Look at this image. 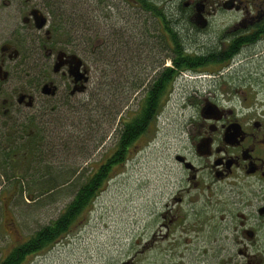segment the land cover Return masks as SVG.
<instances>
[{"label":"flooded vegetation","instance_id":"flooded-vegetation-1","mask_svg":"<svg viewBox=\"0 0 264 264\" xmlns=\"http://www.w3.org/2000/svg\"><path fill=\"white\" fill-rule=\"evenodd\" d=\"M20 1L22 27L0 42V114L7 116L0 125L36 118L40 128L13 131L22 130L24 140L40 138L43 148L49 139L44 123L55 121L50 127L59 138L58 115L73 112L67 103L80 112L89 100L90 69L79 54L53 42L48 13L37 7L47 19L37 28L31 13L37 8ZM175 7L171 20L185 40L190 34L205 38L200 47L184 40L188 54L206 60L188 71L207 67L211 81L204 84L210 90L186 96L194 110L177 136L183 144L173 158L184 173L161 211L164 237L177 231V241L189 248L174 264H264V0H179ZM156 27L161 33L162 20ZM74 54L79 67L70 74ZM44 84L54 93L44 92ZM79 94L84 98L75 100Z\"/></svg>","mask_w":264,"mask_h":264},{"label":"rangeland","instance_id":"rangeland-1","mask_svg":"<svg viewBox=\"0 0 264 264\" xmlns=\"http://www.w3.org/2000/svg\"><path fill=\"white\" fill-rule=\"evenodd\" d=\"M4 1H9L10 5L3 4ZM64 1L67 4V13L74 8L72 16H75L79 9L84 13L81 7L90 11L89 21L95 27L98 46H103L106 36L110 43H114L115 53L101 51L102 59L96 64L89 63L90 78L85 93L88 91V95L95 96L91 101L97 97L105 100L104 105L110 100L106 91L104 93L105 88L109 89V93H113L114 101L121 102L124 96L129 95L124 99L120 113L121 117L127 118L128 114L137 111L143 96L140 89L132 91L134 87L129 84V80H134L138 72H141L147 75L146 83L148 78L154 75L155 68H158L159 60H162L157 51L158 42L150 39L155 33V29L149 24L153 23L152 20H147V15L136 12L135 8L128 7L122 0H107L102 3L109 17L100 13L95 4L97 0ZM156 1H160L162 7L171 12L176 10L175 6L179 0ZM28 2L33 3L29 4V10L39 7L44 14L48 13L50 25L51 16L45 3L41 0ZM35 5L37 6L34 7ZM22 7L20 0H0V42L9 36L12 29L19 30L22 27L19 14ZM112 8L114 10L110 11ZM182 26L183 24H178L179 29ZM70 30L74 32L76 27L71 25ZM202 35L197 37L190 34L185 42L203 46L201 42H204L205 38ZM118 36H122L123 40L115 38ZM112 53L118 56L123 54L126 63L120 61V66L114 68V71L111 69ZM108 59L111 65L106 67L104 61ZM113 59L115 61V57ZM41 61L44 62L45 59L39 60V67ZM169 64L170 61L164 60V66ZM209 72L207 67L202 72L191 70L185 76L175 79L157 119L151 124L150 131L130 148L126 161L109 177L89 208L79 214L66 233L60 235L48 247L27 256L23 264H174L180 260V252L186 253L189 248H184V245L177 241V231L168 232L164 237L161 211L165 204L170 202L177 178L184 173L173 155L177 145L183 144L177 142L178 135L181 136V124L194 110L186 96L197 88L201 91L210 90L204 85L211 81ZM97 82L103 88H98ZM127 90L132 93L128 94ZM84 95L79 94L74 99H83ZM91 106L90 103L86 107L87 111L83 107L79 114L71 112L61 116L60 130L63 133L65 130V134L60 133L59 138L54 131L48 134L50 140L46 138V145H43L38 159L26 163L30 175L25 174L23 179L9 173L8 178L1 176L0 189L9 187L19 179L21 186L28 183L29 190L24 187L22 196L15 194L9 206L11 210L0 215V258L16 244L26 241L39 227L56 219L72 197L70 192H61L55 200L40 203L47 193L39 195L41 200L34 199L38 193L32 182L42 178L41 174H45V164L50 163L49 165L59 172L78 173L81 182L112 152L117 137L115 129L119 124L117 126L116 120V124L110 126L109 118L104 114L100 117L99 113L93 115ZM111 107L117 106L114 103ZM12 131L13 128L3 130L5 135ZM102 137L104 140L99 142ZM3 139L4 137L1 141ZM22 189L23 186L19 190L23 191Z\"/></svg>","mask_w":264,"mask_h":264},{"label":"trees","instance_id":"trees-1","mask_svg":"<svg viewBox=\"0 0 264 264\" xmlns=\"http://www.w3.org/2000/svg\"><path fill=\"white\" fill-rule=\"evenodd\" d=\"M105 1L107 0H97L95 4L101 14L109 17L102 6V3L104 4ZM122 1L128 3V0ZM130 2L132 4H130ZM130 2L128 7L135 8L136 12L147 15V20H153V23L149 24L155 29V33L150 39L158 42V45L160 43L159 48L166 51L168 54L163 56L162 60H159L160 64L157 66L158 68H155L156 70L153 71L154 75H151L146 83L145 77L147 75L141 72H138V75L134 80H132V78L129 80V84L134 87L132 91L140 89V93L143 96L140 99L137 111H134L132 114H128V119L121 117L122 115L120 113L123 108V101L124 99L126 100L129 95L124 96L121 99V102L114 101L112 96L113 93H109V89L105 88L104 93L106 91L107 96L110 99L106 105H104L105 100H102L100 97L91 101V99L95 96L93 97V94L88 95L89 100L81 104V107H84L85 111H87L86 107L91 103L93 115L99 113L98 116L102 117L104 114L106 118H109L108 120H110V126L112 124H116V120L118 122L117 126L119 124V126L115 129L117 137L115 144L112 147V152L108 155V157H105L102 160L96 170L88 174L85 180L81 182H79L80 175H78V173L59 172L51 167V165H49L50 163L46 162L48 164H45V174H41L42 178L34 179L32 182V185L36 186V192L38 193L35 195L34 199L41 200L39 195L43 196V194L47 193L45 198L39 201L40 203H43L46 200H55L60 196L59 194L61 192H70L69 195H72V197L65 205V208L57 215L56 219L39 227V229L26 239V241L13 246L9 252L5 254V256L0 258V264H23L27 259V256L48 247V245L55 242L60 235L66 233L70 226L78 219L79 214L89 208L92 201L99 194L101 188L107 183V180H109V177H112L116 172L115 170L126 161L130 154V148L140 139V137L150 131L151 124H153L157 119L163 103L165 102V98L169 94L168 92L173 84L172 81L178 75L180 70H188L198 62H201V60L206 61L203 58H197L193 54H188L185 51L183 47L185 38L176 30L177 25L173 24L174 22L171 20L172 13L170 10H165L166 8L162 7L160 1L130 0ZM98 4L100 6H98ZM66 5L67 4L64 0H46L45 6L51 16L50 28L53 42L61 44L64 47L67 46L70 50L79 54L83 57L86 64H88L89 69H91V64L89 63H98L100 59H102V56H100L101 51L113 52L114 43L112 41L110 43V39L106 36L103 40V46H98L96 43L97 34L95 27L93 23L91 24V21H89L91 20V16H89L90 11L88 9L84 10V8L81 7L85 12L82 13L79 9V12H77L75 16H72L74 8L71 12L67 13ZM74 6L75 4L72 7ZM113 10L114 9L112 8L110 11ZM148 12L151 13V16ZM156 19L162 20L163 30L161 33L156 27ZM71 25L76 27L74 32H71L70 30ZM147 27L149 28L150 26L147 25ZM149 30L150 29H148V31ZM115 38L123 40L122 36ZM162 44L163 46L161 47ZM113 53L111 58H109L113 60V66L111 69L114 71L117 66H120L118 65L119 62H124L125 59L123 54L118 56L116 54L113 55ZM114 57L115 61L113 59ZM164 60H170L172 64L164 66ZM104 64L106 67L111 65L109 59L104 61ZM126 79H128V76H126ZM124 81L126 82L127 80L124 79ZM96 84L98 88H103V86L99 85V82ZM132 91H128V94L132 93ZM114 103L117 107H111ZM125 103H127V101ZM66 107L70 111L75 112V114H79L78 108H75L78 107L77 104L69 102ZM60 115H58L59 120L62 118ZM0 117L5 118L7 116L0 114ZM59 120H57V123L61 124L62 119L60 121ZM1 122L0 178L1 176L8 178L7 175L9 173L15 177L21 176L23 179L26 175L31 174L28 171L26 163L37 160L38 156L42 152V148L40 147L42 140L40 142V138L27 140L21 139L23 138V135H26L23 134L22 130L12 131V133H7V135H5L3 130L10 128H13V130L21 129L23 127L31 128V126H38L40 128V121L31 117L28 121L19 122L16 120V123L10 125H8L7 122ZM54 123L55 121L44 123L43 126H45V129L44 131L42 130V134H49L53 132L50 126H53ZM48 127L51 129L49 130ZM107 134L105 136H107ZM2 137H4L3 141H1ZM99 139V142H102L104 137ZM44 176L45 178H43ZM22 186L23 191H20L19 189H21ZM22 186L20 185L19 179H16V181H14L9 187L0 189V215H3L11 210L9 206L13 201V196L15 194L19 193L21 195L25 190L24 187L27 189L29 188L27 182L23 183ZM8 192L9 194H7Z\"/></svg>","mask_w":264,"mask_h":264},{"label":"water","instance_id":"water-1","mask_svg":"<svg viewBox=\"0 0 264 264\" xmlns=\"http://www.w3.org/2000/svg\"><path fill=\"white\" fill-rule=\"evenodd\" d=\"M31 13H32V15L34 16V21L36 22V27L37 28H42V27H45L46 26V21H47V19H46V17H45V15H43L42 13H40V11L38 10V8L37 9H33L32 11H31ZM74 57H75V59H76V66H75V68H74V70H72V71H69L70 72V74H74V73H76V70H77V68L79 67V62H80V59L74 54ZM86 71V70H85ZM87 76L85 75L84 76V80L86 81L87 80ZM43 91L44 92H46V93H48V94H53L54 93V89H50L49 87H48V84H44L43 85Z\"/></svg>","mask_w":264,"mask_h":264}]
</instances>
